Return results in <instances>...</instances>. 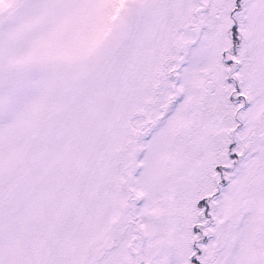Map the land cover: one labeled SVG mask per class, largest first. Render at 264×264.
Returning <instances> with one entry per match:
<instances>
[{
  "label": "snow or ice",
  "instance_id": "1",
  "mask_svg": "<svg viewBox=\"0 0 264 264\" xmlns=\"http://www.w3.org/2000/svg\"><path fill=\"white\" fill-rule=\"evenodd\" d=\"M0 264H264V0H0Z\"/></svg>",
  "mask_w": 264,
  "mask_h": 264
}]
</instances>
